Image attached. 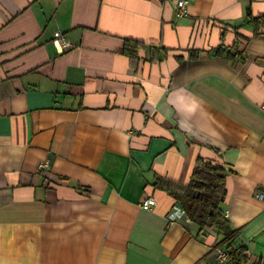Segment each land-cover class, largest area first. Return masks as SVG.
<instances>
[{
    "label": "crops",
    "instance_id": "1",
    "mask_svg": "<svg viewBox=\"0 0 264 264\" xmlns=\"http://www.w3.org/2000/svg\"><path fill=\"white\" fill-rule=\"evenodd\" d=\"M177 1L0 0V264H213L225 236L169 221L154 184L187 185L199 157L264 258V28L241 25L264 0Z\"/></svg>",
    "mask_w": 264,
    "mask_h": 264
},
{
    "label": "trees",
    "instance_id": "2",
    "mask_svg": "<svg viewBox=\"0 0 264 264\" xmlns=\"http://www.w3.org/2000/svg\"><path fill=\"white\" fill-rule=\"evenodd\" d=\"M241 25L250 26L256 35L261 28H264V14L254 16L249 9H246ZM141 47L153 48L154 45L125 39V52L131 58L137 49ZM236 47L237 44L233 47L235 48V54L233 55H231L230 51L222 53V47H216L215 51L217 54H224L226 58L239 56L240 59H244L242 52L237 51ZM160 49L165 51V53L167 51L164 47H160ZM190 56L193 55L190 54ZM224 182V165L217 161H207L199 157L195 161L187 185H173V183L163 181L160 178L154 184L175 199L187 219L197 225L199 231L210 227L225 236L227 244L223 249L228 253V264H249V252L245 245L235 240L236 232L230 227L226 218L223 208L226 194ZM254 264H264V258L257 259Z\"/></svg>",
    "mask_w": 264,
    "mask_h": 264
},
{
    "label": "built area",
    "instance_id": "3",
    "mask_svg": "<svg viewBox=\"0 0 264 264\" xmlns=\"http://www.w3.org/2000/svg\"><path fill=\"white\" fill-rule=\"evenodd\" d=\"M176 16H186L187 12V0H179L176 3ZM53 45L58 47L60 50L67 49L71 46L70 42L66 40L59 30H55L52 34ZM261 109L264 112V103L261 105ZM48 167L47 163H41L40 168L46 169ZM255 197L261 201H264V193L258 192L255 194ZM156 204L155 198L152 195H148L141 203V207L143 209H150ZM226 214V212H225ZM185 217V213L178 207L175 211L167 214V219L169 221H179L180 219ZM210 227L204 228L201 232H206L210 230ZM215 251V262L213 264H228V253L220 246L214 247Z\"/></svg>",
    "mask_w": 264,
    "mask_h": 264
}]
</instances>
